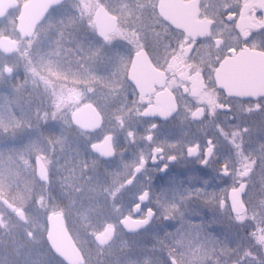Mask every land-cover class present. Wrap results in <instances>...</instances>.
Wrapping results in <instances>:
<instances>
[{
	"label": "flooded vegetation",
	"instance_id": "af4514ba",
	"mask_svg": "<svg viewBox=\"0 0 264 264\" xmlns=\"http://www.w3.org/2000/svg\"><path fill=\"white\" fill-rule=\"evenodd\" d=\"M27 1L0 0V69L12 83L27 54L40 59L33 39L52 12L65 4L78 24L51 41L50 71L37 65L30 87L0 88L12 118L0 142L21 158L32 149L21 183L1 190L48 196L1 195L0 216L20 227L24 208L52 207L46 248H0V264H67L45 238L49 212L62 214L82 264L90 250L107 262L109 245L112 264H264V1L62 0L24 37ZM228 58L243 69L238 88L218 85ZM74 200L79 231L64 210Z\"/></svg>",
	"mask_w": 264,
	"mask_h": 264
},
{
	"label": "rangeland",
	"instance_id": "374dc122",
	"mask_svg": "<svg viewBox=\"0 0 264 264\" xmlns=\"http://www.w3.org/2000/svg\"><path fill=\"white\" fill-rule=\"evenodd\" d=\"M69 5V4H68ZM72 7V6H70ZM70 11V10H69ZM73 25L78 24V16L77 10L69 12L67 15V9L65 4L59 9L52 12L42 23V25L38 28L36 35L33 39V44L37 46V50H40L41 53L37 54L39 56V60H36V56L32 53L31 57L27 54L28 62L27 65L23 66L22 79L18 80V82L12 83L9 78H5L2 75V70L0 69V88H16V89H24L30 87L31 75L33 71L36 69L40 70V72L50 71L52 68V63L48 59L49 52L47 49L51 45V41H59L63 39V25ZM32 42V41H31ZM35 60L38 61L35 64ZM38 65L39 68H36ZM36 68V69H35ZM50 68V69H49ZM20 70H17V73ZM56 71V70H54ZM4 96H0L3 98ZM0 125L3 126H11L12 118L10 117V113L7 108L3 106V102L0 101ZM32 150V149H31ZM30 148L26 149L22 158L21 154L19 157V149L16 146L7 147L3 142H0V197L1 195L7 194L12 200H21L20 202H28L33 199H46L47 193L40 192L38 188H29L28 185H25L21 190L20 197L19 193L14 191L6 192L2 191V183H7L9 181H14L17 179L18 183H21L22 176L20 173V158L23 167L27 166V159L31 154ZM33 189V190H31ZM17 191V190H16ZM71 197L78 198L74 193L70 195ZM81 201L70 202V206L64 208L65 213L69 212V220L71 219L72 227H77V231H79L80 227H83L81 219L84 217L82 213V209L80 208ZM52 207H27L24 208L23 217L24 224L23 226L17 227L19 220L14 217L5 218L0 216V248L7 249H34L36 247V253H41L40 249H45L46 245L43 241V234L45 231V215L48 210ZM7 216H10L6 214ZM9 219V220H8ZM11 219V220H10ZM79 227V228H78ZM31 233L30 237H27V234ZM77 241L81 244L83 242L82 238H77ZM79 245V244H78ZM105 252L103 256H108V261L103 262V264H112L111 262V251L112 245H109L103 249ZM14 252V251H13ZM90 253L87 255L89 259L88 264H101L99 261L96 262V257L94 251H89ZM8 253V252H7ZM10 254V253H9ZM15 254V253H12Z\"/></svg>",
	"mask_w": 264,
	"mask_h": 264
},
{
	"label": "water",
	"instance_id": "95a60500",
	"mask_svg": "<svg viewBox=\"0 0 264 264\" xmlns=\"http://www.w3.org/2000/svg\"><path fill=\"white\" fill-rule=\"evenodd\" d=\"M61 1L62 0H28L22 5L21 12L17 18V30L24 37L30 36L36 24L44 17L46 11ZM165 1L167 0H163V3ZM160 8H164V6L160 5ZM175 8H180L179 4L176 3ZM162 15L170 22L177 23L174 16L166 12H162ZM241 54L242 52H238L235 56H240ZM249 65L253 66V68L245 69L246 71H256L254 67L255 63H249ZM241 71H243V69L239 62H234L230 58L224 60L217 69L218 85L222 88H227L228 81H232L235 84L234 86L238 88L242 79L240 76ZM228 72H230L231 75H228ZM44 171L43 166L37 165L36 174L38 178L45 179V177H43ZM46 221L47 230L45 238L51 250L67 264H82V255L64 226L62 214L60 212H49L46 216ZM95 240L97 242H103L106 238L95 235Z\"/></svg>",
	"mask_w": 264,
	"mask_h": 264
}]
</instances>
